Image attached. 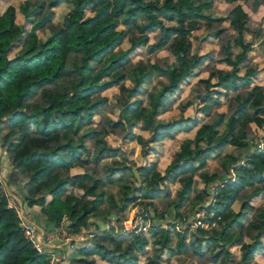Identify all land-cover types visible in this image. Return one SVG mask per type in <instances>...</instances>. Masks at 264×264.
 Returning a JSON list of instances; mask_svg holds the SVG:
<instances>
[{
    "label": "trees",
    "instance_id": "16d2710c",
    "mask_svg": "<svg viewBox=\"0 0 264 264\" xmlns=\"http://www.w3.org/2000/svg\"><path fill=\"white\" fill-rule=\"evenodd\" d=\"M260 2L264 0L254 1ZM62 3L70 5L62 21L46 38H39L36 27L44 20L49 21L54 14L52 8ZM37 5L44 10L37 21H33L32 10L25 3L19 6L24 20L31 23L28 29L16 21L13 5L0 11V125L9 128L0 137V147L5 151L2 156L12 166L14 182L19 178L23 183L21 200L29 207H39L44 217L41 227L45 231L60 227L76 234L81 227H95L96 231L88 239L91 243L73 248L69 263L98 264L92 258L98 255L113 264H137L139 254L147 250L146 236L142 232L123 230L122 234L128 238L120 241L112 228L99 229L92 218L105 223L114 217V222L119 223L125 218L123 212L127 206L137 202L151 207L160 217L165 212L171 213L172 207L176 219L184 218L181 209L186 203L196 204L190 197L194 175L209 158L222 154L225 146L232 145L245 150L241 156H235L234 152L222 154V169H225L222 175L232 169L233 177L226 181L221 178L222 181L215 183L213 202L207 207L208 212L213 211L207 222L226 220L207 239L218 245L209 260H219L221 252L227 256L226 245L235 242L241 248L236 264H250L255 253L264 250V206L254 207L248 200L257 193L264 195V147L255 145L256 137H248L250 123L264 125V87L251 86L257 70L247 64L251 42L243 40L244 33L251 31L249 14L240 4H235L225 17L207 14L205 10L211 0H40ZM161 18L174 24H167ZM226 19L236 35L228 33L224 25L214 27V22ZM202 20L219 41L218 57L230 68L212 70L205 78L198 79L203 89L196 94L201 100L197 108L209 114L221 104L222 94L234 91L227 103L228 116L223 129L218 124L225 112H218L216 119L204 123L197 117L183 115L169 121L156 118L171 107L183 81L213 56V51L192 52L189 36ZM121 22L124 27H119ZM149 33H156L152 43H149ZM16 41L20 47L10 56L8 51ZM124 41L129 42L126 49L120 48ZM143 45H147L150 53L167 48L175 60L152 63L139 60L127 70L125 62L132 61V52ZM234 47L240 49L235 53ZM75 55L79 61L72 69L66 68L68 59ZM94 64L100 67L95 69ZM70 71L76 75L69 93L56 85L69 77ZM103 76L107 78L99 81ZM155 77H162L160 86L147 90V104H144L137 96L144 91V84ZM126 78H131L134 84L126 86ZM111 85H118L122 92L113 106L119 108V116L116 119L104 116L95 124L93 116L101 112L107 97L91 95L98 88ZM37 94L38 101L29 103L28 99ZM193 103L194 100L185 102L181 110ZM138 122L150 131L148 137L134 133ZM126 128L128 137L141 144L144 154L151 149L150 141L191 130L194 135L182 140L175 158L163 173L155 170V162L136 167L142 180L136 184L124 179L126 171L132 174L125 159H117L125 156L124 150L110 145L106 139L107 135L119 134ZM82 150L86 152L84 156L80 155ZM200 175L205 186L218 176L207 171ZM176 181L181 187L174 199H169L168 183ZM112 186L117 187V198L106 190ZM245 187L252 190L239 210L231 212L230 206ZM204 190L196 197L203 198L208 193ZM158 197L168 200L166 210H156L153 199ZM9 200L0 189V264H51L50 256L37 251L25 237L16 208L10 206ZM104 203H107L105 209ZM248 212L252 216L246 221ZM200 228L197 231L202 233ZM170 230L178 237L174 247L170 244ZM188 232V225L180 230L175 229L174 223L165 228L153 227L158 251L147 258L146 264L156 263L164 248L172 255L191 249L192 256L204 259L207 250L199 239L191 238L187 243ZM222 260L225 262L226 258Z\"/></svg>",
    "mask_w": 264,
    "mask_h": 264
},
{
    "label": "rangeland",
    "instance_id": "374dc122",
    "mask_svg": "<svg viewBox=\"0 0 264 264\" xmlns=\"http://www.w3.org/2000/svg\"><path fill=\"white\" fill-rule=\"evenodd\" d=\"M213 0H211V4ZM240 4L247 9V11H250V2L251 0H240ZM40 0H0V11H3L8 5H13L16 8V21L18 23H21L24 25L26 29L30 28L31 23H29L27 20L25 21L22 14L20 13L19 6L21 3H25V5L28 7V10H32L33 15L31 16L33 21H37L41 15L43 14L44 10H40L37 4H39ZM245 2V3H244ZM236 4V3H235ZM234 4V5H235ZM232 5H228L225 0H214V5L206 10V13H213L216 16L225 15L229 9H231ZM70 5L66 3L59 4L52 8L54 14L51 15L49 18L50 20H44L42 21L39 26L36 27V33L39 38H46L52 31V29L56 26H58V23L62 21V18L64 14L69 10ZM88 14L89 12L86 11ZM264 17V8H262V11L258 14H254L252 18L253 25H257L260 18ZM166 23V22H165ZM172 24V22H170ZM215 28H218L220 25H225L227 27V22H214L213 23ZM202 26V27H201ZM119 27H124V24L121 22ZM226 31L231 34H235L236 32H232L230 27H227ZM195 37H194V35ZM156 33H152L149 35V43H152L155 40ZM204 38L202 40H199L198 36H203ZM236 35V34H235ZM197 37V38H196ZM248 37V36H247ZM191 42L193 43V52H198L199 54L206 53L207 51H210L211 49H215V53H213V56L210 58H207L203 64L196 69V73L191 76L190 78L186 79L187 82L183 84L182 88L178 93H176L173 98V104L169 109L166 111L158 114L156 116L157 119L162 121H169L172 119H175L181 115L183 116H191V117H197L199 119L200 123L213 121L217 118L218 112H225V116L220 119V122L218 124L219 129H223V126L226 121V116H228V105L227 103L229 100L233 97L235 94L234 91H229L227 95H221V104L217 107L211 109L209 114H205L204 112L200 111L197 107L201 105V100L199 97H196V94L199 92L200 89H203V85L199 83L198 79L205 78L208 76V74L214 70L216 71L218 68L223 67L225 68L223 63L219 62L218 52L220 50V44L218 39H216L214 36L210 35L209 29L206 27V22L202 20V24L196 28L193 33L190 34ZM129 46V42L124 41L121 43L122 49H126ZM20 47V42L16 41L12 47L9 49L8 54L12 56L14 52ZM253 50L249 52V56L251 60L254 62L256 60L263 59L261 61V65H264V51H262V48L257 43L253 45ZM130 62H125L124 67L130 71V69L136 64L139 60L143 61H149L150 63L159 60V61H168L172 62L174 61V57L169 52V49L162 48L159 49L153 53H150L147 51V45L140 46L136 48L131 55ZM223 61V59H221ZM79 61V58L77 55L71 56L68 59L66 68L72 69L75 66V62ZM95 69H98L100 65L94 64ZM261 65L259 67H261ZM74 70V69H73ZM242 72V70L240 71ZM76 73L70 71V76L66 79H63L58 82L56 85V88L63 90L67 89V91L70 93L73 89V79L75 77ZM261 76V80L259 81V77ZM260 76L257 78L259 82L264 83V66L262 68V71L260 72ZM107 77H101L99 81L106 79ZM215 79V78H214ZM160 80L161 78L155 77L152 79L151 82L145 83L144 91L141 92L137 97L142 99V102L144 104H147V98L146 93L149 89H157L160 86ZM185 80V81H186ZM124 84L126 86H132L133 80L131 78H126L124 81ZM99 93V94H98ZM121 90L118 85H111L109 87H104V89H97L95 93L91 95V97H98V96H106L107 102L102 106L101 112L96 113L93 116V123L100 122L101 118L104 116L111 117L113 119H116L119 115V108L114 107L115 103L120 100L118 96H122ZM133 98V97H131ZM197 98V99H196ZM39 96L38 94L31 99H28V102L31 103L33 101H38ZM195 103L188 105L183 110H181V105H183L187 101H193ZM253 111V110H251ZM140 123L138 122L134 127V133L141 134L144 138L149 136V130L144 129L140 127ZM9 128L4 127L0 125V137L4 131H8ZM250 133V134H249ZM248 137H256L258 138V143L260 144V148L264 147V125H256L255 123L249 124L248 129ZM194 130H191L189 132H181L176 133L173 135L172 138H166L165 140H159V141H150V145H152V150L147 153H143L142 146L139 144L135 139L131 140L128 136L127 128L120 131L119 134H109L106 136L107 141L112 146H119L124 150V154L118 156L117 159L122 160L125 159V163L130 167V170L132 171V174L129 171H126L124 173L125 177L124 179H128L131 182H136V184H140L141 175L139 174V171L136 167L148 165L151 162H155V170L159 172H164L166 166L174 159L175 152L178 149L181 141L186 137H193ZM244 148H235L232 145H227L223 149L222 154H228L230 152H234L235 156L242 155V152L244 151ZM5 153L0 147V157ZM86 152L83 150L81 151L80 155L84 156ZM222 154H216L212 158L207 160L206 165L203 168H200L199 171L194 175V187L191 191L190 197L194 200L196 204L193 206L190 202H187L186 205L181 209V214L186 218V223H188L189 226V232L186 235V242L188 243L191 238L199 239L201 241V244L203 245V248L207 250L208 253L207 256L204 259H198L197 257L192 256L191 249L187 250L185 253H174L173 255L168 251V249H164L162 253L161 260L158 259V261L154 264H236L237 261L240 259L241 254V248L239 245L235 244V242H231L228 245H226L227 249L229 250V253L227 256H225V253L219 254V260L215 262H210L212 258V253L216 252L218 250L217 244H211L207 241V239L212 236V234L219 230L220 227H222L223 223L226 222L223 218L219 221L214 222H207L206 218L212 216V212H208V206L211 202H213V195H214V185L215 183H219L222 181L221 178H225L224 181H226L227 178L233 177V171L230 169L229 172H225L224 175H222L224 168L222 169V161H223V155ZM5 157V155H4ZM2 157L1 164H0V189L4 191L6 195H8L13 201L9 200L10 206H14L16 209L20 210V213H22L24 216H26V219H28L31 222H34L35 225L38 227L43 226V219L44 217L40 214V210L38 206L29 207L26 202H24L22 199L21 189L24 190L22 181L18 178L17 182H14L13 178H16V176L13 174L12 166L9 164L8 160L6 158ZM107 161V160H105ZM110 161H107V163ZM231 164V163H230ZM229 164V166H230ZM207 171L209 175H212L216 173L220 177H216L213 181H208V185L205 186V182L203 178L201 177L200 173ZM170 188V197L169 199H174L176 192L178 189H180L181 185L179 182H169L168 183ZM21 188V189H20ZM204 189H207L206 195L202 196L203 198L199 199L196 197V195H202V191H205ZM252 190V187H245L243 188L239 194L238 199L230 206L231 212H237L242 204V201L245 200L246 195L248 192ZM16 196V198L19 201H16L13 196ZM197 195V196H198ZM196 197V198H195ZM164 197H158L153 199V204L158 212L166 210V202L168 200L163 199ZM251 205L264 206V195L263 193H257L251 197L248 198ZM137 203H130L127 210L125 211V218L121 220L119 223H115L113 215L110 217H113L108 222H105V225L100 222L99 229H102L105 226H113L116 228V230L123 229V227H129L130 226V218L132 217V211L135 207H138ZM202 207L200 208V206ZM147 212H148V219H149V227H170V223L178 221L174 217V211L173 208L170 207V212H165L163 214V217L159 216V213H154V210L149 206H143ZM105 209V206L103 207ZM246 221H248L251 216L252 212L246 213ZM66 223V222H65ZM114 223V224H113ZM186 224H182L180 229H183ZM121 226V228H120ZM200 226L202 229L201 231H197V227ZM56 229V230H55ZM94 230L93 228L88 229L87 231ZM176 229V228H175ZM177 230V229H176ZM51 231H59L60 233L67 232L65 228H53ZM119 231V230H118ZM123 230H121L122 232ZM172 231L170 236V244L174 247L176 245V241L178 239L175 231ZM81 232H86V230H81ZM133 232V231H130ZM135 233V232H134ZM143 234L146 235L149 241L148 249L144 255H139V262L138 264H145L148 257H153L157 254V249L159 244L153 245V234H151V229L148 231H142ZM40 236V235H38ZM89 236V235H88ZM46 240V239H45ZM64 239L62 238V241ZM245 240L249 241V239L245 238ZM262 240L264 241V235L262 237ZM44 242V241H43ZM48 242V240H46ZM45 243V242H44ZM47 247L51 248L47 243H45ZM217 245V246H215ZM52 249V248H51ZM62 254V253H60ZM211 256V258H210ZM57 257V256H55ZM225 262L222 259H225ZM210 259V260H209ZM61 259L57 257V260H52V263L59 264V261ZM223 261V262H222ZM250 264H264V250L259 251L255 253L253 260L250 262Z\"/></svg>",
    "mask_w": 264,
    "mask_h": 264
},
{
    "label": "crops",
    "instance_id": "0c3cea01",
    "mask_svg": "<svg viewBox=\"0 0 264 264\" xmlns=\"http://www.w3.org/2000/svg\"><path fill=\"white\" fill-rule=\"evenodd\" d=\"M162 0H159V2H161ZM245 1V0H244ZM254 1L255 0H251V2H250V11H247V9L246 8H244L241 4H240V0H236V1H234L233 3H230V2H228L227 0H225V2L228 4V5H232V7L234 6V4L236 3V4H240L241 6H242V8L244 9V11H246L248 14H249V17H250V19H249V25H250V27H251V31H249V32H245L244 33V35H243V40L245 41V42H251V44H250V50L247 52V64H249V65H252V66H254L255 68H256V70H257V72H256V74L252 77V79H253V83L251 84V86L252 85H262L263 87H264V83H262V82H259L260 80H261V76H260V72L262 71V68H263V66L264 65H261L260 63H261V61H263V59H260V60H256V61H252L251 60V58H250V56H249V52H251L252 50H253V45L254 44H258V45H260L261 46V48H262V51H264V17L263 18H260L259 19V22L257 23V25H253V23H252V18H253V15L254 14H256V13H260L261 11H262V8H264V3H262V2H260V3H254ZM212 3L213 4H211L210 6H209V8H211L213 5H214V0L212 1ZM245 3V2H244ZM231 7V8H232ZM209 8H207L206 10H208ZM206 10H205V13H206ZM230 10V9H229ZM228 10V11H229ZM211 13V12H210ZM228 13V12H227ZM227 13L225 14V15H220V16H216L215 14H213L214 16H216V17H225L226 15H227ZM207 14H209V13H207ZM162 20H163V22H166L167 24H171L170 22H172V24H174V22L173 21H167V20H165L164 18H161ZM224 21H226L227 22V27H229V20L228 19H226V20H224ZM225 26V25H224ZM202 27V26H201ZM198 29V28H197ZM231 30H233V29H231ZM194 31V30H193ZM193 31L191 32V33H193ZM235 30H233L232 32H234ZM152 33H149V35H151ZM194 35V34H193ZM210 35H212V34H210ZM212 36H214V35H212ZM248 36V37H247ZM190 37V36H189ZM194 37H195V35H194ZM215 37V36H214ZM197 38V37H196ZM198 38H199V40H202L203 38H204V35L203 36H198ZM216 38V37H215ZM191 39V38H190ZM217 39V38H216ZM192 41V40H191ZM138 48V47H137ZM240 48H238V47H234V52L236 53L238 50H239ZM210 51H213V53H215V49H211ZM169 52L172 54V52L169 50ZM192 52H193V43H192ZM208 52V51H207ZM196 53H198V52H196ZM199 54V53H198ZM201 54V53H200ZM172 56L174 57V60H175V56L172 54ZM219 62L220 63H223L224 64V66H225V68H223V67H220L219 69H229L230 68V66H228L224 61H222L221 59H219ZM261 65V67H259ZM260 76V77H259ZM259 77V81H258V78ZM159 78H161L162 79V77H159ZM187 82V80L186 81H183V83H182V86H183V84L184 83H186ZM107 139V138H106ZM166 138H164L163 140H165ZM168 139V138H167ZM258 139V138H257ZM153 142V141H152ZM182 142V141H181ZM150 143V142H149ZM180 145H181V143H180ZM180 145H179V147H178V149L176 150V152L179 150V148H180ZM255 145H257V146H260V144L258 143V140H256V142H255ZM151 146V148H152V145H150ZM121 148V147H120ZM153 149V148H152ZM151 149V150H152ZM176 152H175V154H176ZM148 154V153H147ZM2 157H4V156H1V159H2ZM213 157V156H212ZM211 157V158H212ZM5 158V157H4ZM118 158V157H117ZM175 158V157H174ZM210 159V158H209ZM106 160H110V159H106ZM154 162H156V161H154ZM163 173V172H162ZM109 193H113L114 194V196L117 198L118 197V191H117V187L115 186V187H111V188H107L106 189ZM13 196V195H12ZM14 197V199L16 200V201H19L17 198H16V196H13ZM10 200L11 201H13V199H11L10 198ZM10 202V201H9ZM10 204V203H9ZM104 206H105V208H106V205H107V203H104L103 204ZM129 206V205H128ZM128 206H127V208H128ZM127 208L124 210V212H123V215L125 214V211L127 210ZM125 216V215H124ZM92 220H96V222L97 223H100V222H102L101 220H98V219H94V218H92ZM106 222H108V221H106ZM103 223V222H102ZM116 223V222H115ZM104 225H105V223H103ZM114 224V223H113ZM98 226H99V224H98ZM41 227V226H40ZM90 228H93L94 230H92L91 229V231H87L88 229H90ZM104 228H107V229H109V228H112V230H113V234H114V236H115V238L116 239H118V240H120V241H124V240H126L127 238H128V236H124L123 234H122V232H121V230H123V229H119L118 228V230H116V228H114L113 226H105V227H103L102 229H104ZM120 228H121V226H120ZM151 229V234H152V227H149L147 230L149 231ZM56 230V229H55ZM66 230V229H65ZM81 230H86V232H81ZM146 230V231H147ZM51 231V230H50ZM94 231H96V229H95V227H81L80 228V231H79V233H69V234H72V235H77V237H76V240H74V247L73 248H75V247H77V246H79V245H81V244H90L91 243V241L90 240H88L92 235V233L94 232ZM172 232V231H171ZM100 233V232H99ZM89 235V236H88ZM145 235V234H144ZM146 236V235H145ZM147 238V237H146ZM148 239V238H147ZM42 240L45 242V243H47L49 246H51V248L53 249V251H54V253H55V255L57 256V257H59L61 260L59 261V264H70L69 263V258H70V254L72 253V251H73V248H69V242H66V241H62V238L60 237V236H57V237H55L53 240H51V241H48V242H46V240H45V238H42ZM155 244H157V243H155L154 242V237H153V245H155ZM46 245V244H45ZM148 245H149V241H148ZM147 249H148V246H147ZM164 249H166V248H164ZM163 249V250H164ZM163 250L161 251V253H160V256H159V260H161V257H162V253H163ZM147 251V250H146ZM60 253H62V254H60ZM146 253V252H145ZM145 253H140L139 255H144ZM92 258L98 263V264H113V263H110V262H107V261H105V260H103V259H101L98 255H93L92 256ZM138 262H139V260H138ZM138 262H137V264H138ZM146 262H148V261H146ZM146 262H145V264H146Z\"/></svg>",
    "mask_w": 264,
    "mask_h": 264
},
{
    "label": "built area",
    "instance_id": "2783aa9c",
    "mask_svg": "<svg viewBox=\"0 0 264 264\" xmlns=\"http://www.w3.org/2000/svg\"><path fill=\"white\" fill-rule=\"evenodd\" d=\"M20 224L23 228L24 235L27 237L31 242L33 243L34 247L39 251L40 253L48 254L50 256V259L57 260V257H55V253L53 249L47 247L45 243L43 242L42 238H45L48 241L53 240L55 237L60 236L64 239V241L69 242V248L74 247V240H76L77 235H72L67 232L60 233L59 231H45L42 227H38L35 225L34 222L29 221L26 219V216H24L22 213H20V210L16 209ZM131 218L129 220L130 226L123 227L124 231H133L135 233H141L142 231H145L149 228V219H148V212L143 207V205H138V207H135L132 211ZM178 221L173 222L174 227L177 230H180V227L182 224H186V218L177 219ZM40 235V236H38ZM55 264V263H53Z\"/></svg>",
    "mask_w": 264,
    "mask_h": 264
}]
</instances>
